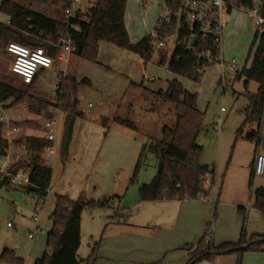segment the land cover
I'll return each instance as SVG.
<instances>
[{
  "label": "rangeland",
  "instance_id": "374dc122",
  "mask_svg": "<svg viewBox=\"0 0 264 264\" xmlns=\"http://www.w3.org/2000/svg\"><path fill=\"white\" fill-rule=\"evenodd\" d=\"M16 1L48 16L63 19L60 1ZM165 3L166 0H128L126 23L133 42L151 32ZM258 32V27L246 11H232V20L225 29V58H235L240 71L249 66L254 57L259 43ZM118 49L121 48L111 42L101 41L94 57L69 53L67 63L56 60V72L46 70L35 87H23L27 91L26 101L30 100L28 95L38 96L61 111L58 126L60 148L51 165L53 177L45 199L23 186L18 189L0 186V264H10L1 258L6 248L24 258V264H33L44 254L57 194L71 199H78L83 194L87 200L105 202V205L86 207L82 213L81 246L78 251L81 259L87 258L96 245L99 249L105 237L113 238L120 222L142 216L143 213L137 214L135 206L141 200L140 187L151 182L158 171V160L150 148L151 143L162 138L166 124L176 122L173 106L156 101L152 93L166 88L168 81L174 78L180 79L186 88L198 94V106L204 113L203 128L197 141L203 147L201 162L215 170L212 188L210 180H207L212 191L211 235L216 234L221 226L225 227L226 222L231 224L232 218L239 212V205L246 207L241 211L245 220L243 232L235 241L243 236L246 244L253 235H264V217L254 206L255 190L264 186V174L255 175L252 180L257 147L254 141L246 138V133L257 127L255 124L248 125L243 135L237 134L246 118L245 108L249 104L247 92H258L260 84L251 80L246 88V77L242 76L241 79L234 77L229 87H225L220 81L218 66L206 71L200 81H195L173 73L167 63L160 64L158 49L147 63L140 61L141 57L129 50L125 52L129 55L128 59L127 56L120 57ZM114 57L115 61L112 60ZM11 62L12 56L4 49L0 57V79L13 77L17 78V84H22L21 77L10 72ZM58 76L61 92L54 94L52 84L59 80ZM86 78L90 82H83ZM26 101L4 112L22 113V132L37 133L36 115L24 110V106L28 105ZM222 106L227 108V112L223 128L219 130L218 118ZM73 109L80 116L76 119L70 147L65 151L66 119ZM31 117H34L33 120ZM116 117L128 118L136 128L118 123ZM261 148L264 151V127ZM140 158L136 179L132 181ZM110 199L111 202L106 203ZM41 201H44V210L37 223L34 220L35 209ZM9 222L11 225H8ZM37 224L41 230L38 237L32 239L29 234ZM230 240L233 239L223 237L219 243ZM219 243L215 242L216 245ZM205 249V242H201L195 246L194 252ZM242 254V264H264V251L244 250Z\"/></svg>",
  "mask_w": 264,
  "mask_h": 264
},
{
  "label": "trees",
  "instance_id": "16d2710c",
  "mask_svg": "<svg viewBox=\"0 0 264 264\" xmlns=\"http://www.w3.org/2000/svg\"><path fill=\"white\" fill-rule=\"evenodd\" d=\"M62 2L63 19L48 16L16 0H2L0 12L10 23L0 21V57L10 42H18L28 46H42L51 55H55L63 39L69 37L73 46V53L80 56L94 57L98 52L99 43L108 41L119 48L137 53L147 63L152 59L156 50L153 38L150 35L133 42L126 23V8L128 0H92L94 6L77 11V17L69 23L66 21V9L70 6L69 0H57ZM169 1V0H166ZM240 6L252 5V0H237ZM264 14V5H263ZM259 43L254 57L249 66H245L236 75L241 79L245 76L244 85L247 88L251 80L257 81L260 86L258 92H247L249 104L245 108V121L238 130V135L245 133L248 125H256V129L246 133V138L256 143L258 148L262 144L264 124V31L257 33ZM10 55V54H9ZM11 56V55H10ZM249 58V57H248ZM249 59H247L248 61ZM160 64H168L173 73L200 81L203 76L194 56L183 50L170 53L160 49ZM12 74L19 76L12 71ZM20 77V76H19ZM17 84V78L6 77L0 79V103L10 101L8 108H13L26 101L27 88L35 87L38 78L32 83ZM83 82H90L84 79ZM28 110L38 113L42 108L51 103L41 97L28 95ZM152 97L160 103H170L176 114V122L173 125L166 124L163 127V135L159 140L151 143V150L158 160V171L151 182L144 183L140 187V199L142 201L180 199L186 196L189 199H198L200 194L205 197L210 195V187L214 184L215 170L201 162L202 145L197 138L203 128L204 113L198 106V94L186 88L184 83L174 78L168 81L166 88L153 91ZM80 113L74 109L70 111L66 119V130L63 139V149L66 151L73 138L74 126ZM115 121L127 127L136 128L134 122L128 118L116 117ZM22 121L19 122L22 125ZM18 140L27 143L28 152L23 161L30 167L29 182L25 189L36 194L41 199L49 195L53 177L52 166L41 163L43 148L50 143L38 133L21 135ZM8 141L2 135V123H0V154L7 152ZM137 165L132 181L136 179ZM255 177L252 165V180ZM210 180V187L205 188L204 182ZM251 180V183H252ZM7 180L1 185H6ZM0 185V186H1ZM121 198V197H119ZM112 199L107 200L110 203ZM113 201L118 202L117 199ZM105 205V202L96 203L87 200L83 194L78 199H71L67 195L57 194L55 208L51 216L52 227L48 231L47 250L34 261V264H95L98 259L97 245L87 258H79L78 251L81 246L82 213L86 207ZM254 206L264 217V186L256 188ZM244 211L243 206L239 207ZM1 228V222H0ZM212 232L210 222L207 231L199 243L205 242L206 249L194 253L189 264L202 259H211L218 252H238L236 247L248 245L246 250L264 251V235H253L249 242H225L216 245L211 239ZM255 237V238H254ZM208 248V249H207ZM8 248L2 253L1 258L10 264H24V259L10 253ZM240 263V261H239Z\"/></svg>",
  "mask_w": 264,
  "mask_h": 264
},
{
  "label": "built area",
  "instance_id": "2783aa9c",
  "mask_svg": "<svg viewBox=\"0 0 264 264\" xmlns=\"http://www.w3.org/2000/svg\"><path fill=\"white\" fill-rule=\"evenodd\" d=\"M70 6L66 9V21L69 23L77 17V11L94 6L92 0H69ZM264 0H252L250 6H240L237 0H169L166 1L162 13L159 15L155 27L148 34L153 38L156 49L168 50L171 54L177 50H183L194 56L199 68L204 74L213 66H218L221 72L220 81L225 87L234 80L233 76L240 69L235 58L226 60L224 42L225 29L232 20V11L235 9L247 12L259 31H264ZM10 23L9 19L0 16V21ZM7 50L12 56L10 71L19 75L26 83L38 81L46 70H54L56 60L60 62L69 60L67 54L73 52V46L69 37L63 39V44L55 55L48 53L42 46H28L18 42H10ZM55 71V70H54ZM56 72V71H55ZM62 72V71H60ZM66 73V70H64ZM59 74V73H58ZM65 76V75H64ZM52 84L54 94L61 92L60 77ZM10 101L0 103V123H2V135L8 141L7 152L0 154V185L7 180L9 188L21 187L29 182L30 167L23 161L26 158L28 148L24 140H18L23 135L22 113L13 111L12 114L4 112ZM28 110V105L24 110ZM29 113H32L28 110ZM61 111L53 106L42 108L36 115L38 121L37 133L50 143L43 148L41 163L51 166L58 155L60 141L58 137L59 113ZM225 106L221 107V116L218 118L219 130L223 128ZM32 120L34 117H31ZM262 145V144H261ZM258 147L253 171L255 175L264 174V151ZM208 181L204 182L207 189ZM186 198H189L187 195ZM200 199L206 198L203 194ZM44 201L36 206L34 220L38 223L40 213L44 210ZM8 225H11L9 222ZM41 226L31 230L29 236L32 239L38 237ZM210 237L208 238V240Z\"/></svg>",
  "mask_w": 264,
  "mask_h": 264
},
{
  "label": "crops",
  "instance_id": "0c3cea01",
  "mask_svg": "<svg viewBox=\"0 0 264 264\" xmlns=\"http://www.w3.org/2000/svg\"><path fill=\"white\" fill-rule=\"evenodd\" d=\"M116 51L121 54L120 57L127 56L128 59L129 55L125 54L127 49ZM112 60L115 61L116 58ZM140 61H143V58H140ZM210 199L209 195L204 199L138 201L135 204L137 214L143 213L142 216L120 222L118 230L113 232V238L105 237L98 249L95 264H189L191 256L195 253V246L207 231L212 213ZM240 206L246 210L244 205ZM239 207V212L232 218L231 224L226 222L225 227L221 226L213 236L210 233L212 242L219 243L223 237L233 240L222 243L239 242L243 239L242 236L235 241L241 231L243 232L245 220ZM242 256V253L235 251L218 252L211 259H202L191 264H242Z\"/></svg>",
  "mask_w": 264,
  "mask_h": 264
},
{
  "label": "water",
  "instance_id": "95a60500",
  "mask_svg": "<svg viewBox=\"0 0 264 264\" xmlns=\"http://www.w3.org/2000/svg\"><path fill=\"white\" fill-rule=\"evenodd\" d=\"M23 187L25 186L24 184L22 185ZM19 187H15V189H18ZM248 248V245H242V246H239V247H236V251H244Z\"/></svg>",
  "mask_w": 264,
  "mask_h": 264
}]
</instances>
